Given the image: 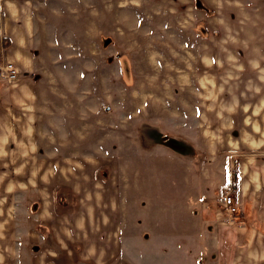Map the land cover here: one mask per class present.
Masks as SVG:
<instances>
[{
  "label": "rangeland",
  "instance_id": "obj_1",
  "mask_svg": "<svg viewBox=\"0 0 264 264\" xmlns=\"http://www.w3.org/2000/svg\"><path fill=\"white\" fill-rule=\"evenodd\" d=\"M34 9L35 64L0 76V119L11 120L0 129L1 217L22 219V231L36 219L39 196L19 177L28 169H111L133 181L169 171L154 186L183 228L196 216L182 209L192 157L228 174L208 200L216 218L229 189L241 208L257 200L264 212V185L256 200L252 186L240 190L264 162V0H36ZM172 155L186 164L171 167ZM145 241L144 259L153 244L160 251ZM161 254L149 261L173 264Z\"/></svg>",
  "mask_w": 264,
  "mask_h": 264
},
{
  "label": "crops",
  "instance_id": "obj_2",
  "mask_svg": "<svg viewBox=\"0 0 264 264\" xmlns=\"http://www.w3.org/2000/svg\"><path fill=\"white\" fill-rule=\"evenodd\" d=\"M35 5L36 0H0V61L12 63L17 75L29 72L35 64ZM9 125L11 120L0 119V129H9ZM13 137L2 136L1 146L6 147ZM165 157L171 167L188 163L194 172L188 177L193 191H189L182 209L196 216L185 221L183 228L179 227L181 219L174 215L177 205L154 186L169 171L162 173L164 177L154 173L135 175L138 179L133 181L126 171L111 169L107 173L101 169H28L19 177L27 178L28 189L39 196L37 220L29 218L27 230L22 231V219L0 214V227L11 228L0 229V264H22L24 253L27 264H114L118 258H123L124 264H152L149 258L161 261L162 252L171 255L173 264H264V212L256 200L259 186L264 185V162L253 170L251 179L241 180L240 190L246 193L252 186L256 201L250 205L247 200V206L240 207V219L231 224L216 218L214 207L208 205V200L221 191L228 174L215 168H198L193 157L186 163L179 155ZM197 176L204 180L199 187ZM132 200L133 210L129 205ZM38 221L43 230L38 229ZM137 225L138 234L133 232ZM149 230L151 240L143 239ZM144 240L147 247L157 242L160 251L155 254L153 244L144 259L140 253ZM25 241L27 252L21 251Z\"/></svg>",
  "mask_w": 264,
  "mask_h": 264
},
{
  "label": "built area",
  "instance_id": "obj_3",
  "mask_svg": "<svg viewBox=\"0 0 264 264\" xmlns=\"http://www.w3.org/2000/svg\"><path fill=\"white\" fill-rule=\"evenodd\" d=\"M0 76L7 78L9 81L15 80L18 77L17 69L10 62L0 64ZM221 203L224 209L222 210L225 216L224 221L231 224L237 222L241 216V208L232 193V189L227 190L221 195Z\"/></svg>",
  "mask_w": 264,
  "mask_h": 264
},
{
  "label": "trees",
  "instance_id": "obj_4",
  "mask_svg": "<svg viewBox=\"0 0 264 264\" xmlns=\"http://www.w3.org/2000/svg\"><path fill=\"white\" fill-rule=\"evenodd\" d=\"M41 227V226H40ZM44 230H45V227H44Z\"/></svg>",
  "mask_w": 264,
  "mask_h": 264
}]
</instances>
